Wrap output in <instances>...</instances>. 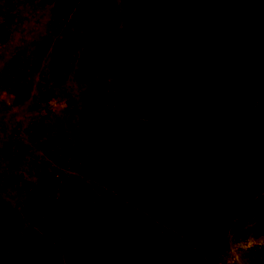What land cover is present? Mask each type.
<instances>
[{"label":"rangeland","instance_id":"rangeland-1","mask_svg":"<svg viewBox=\"0 0 264 264\" xmlns=\"http://www.w3.org/2000/svg\"><path fill=\"white\" fill-rule=\"evenodd\" d=\"M0 264H264V0H0Z\"/></svg>","mask_w":264,"mask_h":264},{"label":"trees","instance_id":"trees-1","mask_svg":"<svg viewBox=\"0 0 264 264\" xmlns=\"http://www.w3.org/2000/svg\"><path fill=\"white\" fill-rule=\"evenodd\" d=\"M234 30V31H233ZM232 31L234 32L235 35H240V37H245V32L243 30V28H241L240 26H234V29ZM223 47H226L227 45L222 44ZM230 49V48H229Z\"/></svg>","mask_w":264,"mask_h":264}]
</instances>
